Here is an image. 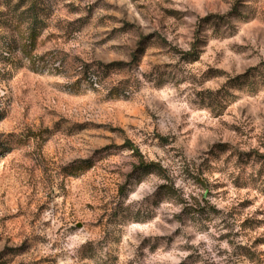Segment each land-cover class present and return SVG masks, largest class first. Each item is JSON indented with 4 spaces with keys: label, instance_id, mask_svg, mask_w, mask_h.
Instances as JSON below:
<instances>
[{
    "label": "rangeland",
    "instance_id": "374dc122",
    "mask_svg": "<svg viewBox=\"0 0 264 264\" xmlns=\"http://www.w3.org/2000/svg\"><path fill=\"white\" fill-rule=\"evenodd\" d=\"M45 1L0 65V264H264V0Z\"/></svg>",
    "mask_w": 264,
    "mask_h": 264
},
{
    "label": "trees",
    "instance_id": "16d2710c",
    "mask_svg": "<svg viewBox=\"0 0 264 264\" xmlns=\"http://www.w3.org/2000/svg\"><path fill=\"white\" fill-rule=\"evenodd\" d=\"M14 1L4 0V10H0V65L3 68L15 65L17 62L14 59V54L18 52L34 68L36 59L33 54L37 48L38 39L48 26L51 6L45 0ZM83 74L91 75L86 66L83 69ZM93 75L95 76L96 72ZM131 149L139 155L136 148L131 147ZM257 157L264 159V155L257 154ZM148 167L156 166L145 164L140 157L138 169Z\"/></svg>",
    "mask_w": 264,
    "mask_h": 264
}]
</instances>
